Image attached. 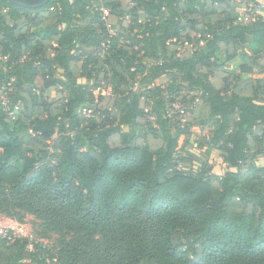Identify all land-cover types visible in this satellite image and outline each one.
<instances>
[{"label":"trees","instance_id":"16d2710c","mask_svg":"<svg viewBox=\"0 0 264 264\" xmlns=\"http://www.w3.org/2000/svg\"><path fill=\"white\" fill-rule=\"evenodd\" d=\"M0 57L17 106L12 121L0 105V216L33 217L54 251L0 239V264H264L258 0H0ZM193 128L211 131L192 145ZM185 148L216 149L226 172L178 169Z\"/></svg>","mask_w":264,"mask_h":264},{"label":"rangeland","instance_id":"374dc122","mask_svg":"<svg viewBox=\"0 0 264 264\" xmlns=\"http://www.w3.org/2000/svg\"><path fill=\"white\" fill-rule=\"evenodd\" d=\"M261 7L264 8V0H258ZM262 12L260 11H253L252 8H248L245 10H239L236 13V17H251L254 18L260 15ZM103 16L105 18V23L107 26L112 27L114 26L120 19L110 13L109 10L103 11ZM219 61L223 62L224 56L220 55ZM263 77V74L260 70H255L253 79H260ZM81 84H89L85 80H80ZM168 83V78L165 75L160 76L156 81L155 84L161 87H164ZM93 91V90H92ZM95 97V95H93ZM186 121H189L186 119ZM211 131V128H205L200 130L198 128L191 129V137L189 138L190 144L194 145L197 141H199L203 136H208ZM57 136L54 135L52 140H54ZM186 141L181 137L179 139V145H184ZM52 153V151H50ZM181 157L184 159L189 160V162H184L181 165L182 171H189L195 172L200 168H205L207 173L213 174L216 176H221L226 172V166L222 162L221 153L216 149H212L209 152H205V148L203 150H198L195 148H185V150L180 153ZM253 163L256 167H264V151L259 153L254 159ZM35 219L29 215H27L24 219L23 223L18 222L16 219L9 218L7 216H0V227L4 229H9L13 234L18 235L19 237L27 238L31 241H36L42 243L44 246L46 245L49 251L52 250V241L47 240H40L36 238L35 234ZM54 255V251H51ZM26 264H30L29 261L25 262ZM54 263V262H53Z\"/></svg>","mask_w":264,"mask_h":264},{"label":"built area","instance_id":"2783aa9c","mask_svg":"<svg viewBox=\"0 0 264 264\" xmlns=\"http://www.w3.org/2000/svg\"><path fill=\"white\" fill-rule=\"evenodd\" d=\"M256 18V17H255ZM255 18L253 16L251 17H237L236 19V23L237 24H241V25H245L247 23H249L250 21L255 20ZM109 35H114V31L111 29V27H109ZM110 39L106 38L103 40V42L101 43V57L103 59H105L107 53H108V49L110 47ZM200 45H202V43H200ZM56 43L53 44V48L56 47ZM6 57H0V61L4 62L6 61ZM12 91V88L10 87V85L7 88H4L2 90H0V105L2 107V110L6 113L8 119L10 120H16L17 118V106H14V110L10 109L11 106V100L9 99V93ZM92 94L95 95L94 97V103L98 104L99 99L101 97H105V96H112V89L110 86H103L101 88L95 89L92 91ZM173 107H177L176 104L173 105ZM94 111L95 109H91L89 111L86 112V118H90V117H94ZM186 119H182V122L185 123ZM181 166H178V169H180ZM0 239L2 240H6L9 243H13L15 240L17 239H21V237H19L18 235L13 234L9 229H4L3 227H0ZM28 249L32 250V246H28Z\"/></svg>","mask_w":264,"mask_h":264},{"label":"water","instance_id":"95a60500","mask_svg":"<svg viewBox=\"0 0 264 264\" xmlns=\"http://www.w3.org/2000/svg\"><path fill=\"white\" fill-rule=\"evenodd\" d=\"M3 1H8V2H10V3L14 4V5L20 6V7L35 9V8L44 7L50 0H32V1H26V0H3Z\"/></svg>","mask_w":264,"mask_h":264}]
</instances>
